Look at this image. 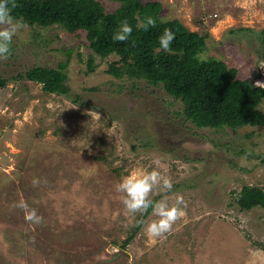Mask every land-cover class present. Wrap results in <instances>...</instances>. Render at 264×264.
Wrapping results in <instances>:
<instances>
[{
	"label": "rangeland",
	"instance_id": "374dc122",
	"mask_svg": "<svg viewBox=\"0 0 264 264\" xmlns=\"http://www.w3.org/2000/svg\"><path fill=\"white\" fill-rule=\"evenodd\" d=\"M159 1L163 20L177 18L201 32L199 20H210L206 57L264 86L260 43L230 33L263 29L264 0ZM103 3L110 12L119 6ZM88 45L85 31L26 24L10 59L0 62V76L9 80L0 88V264H264V207L243 210L235 199L243 185L264 187V126L197 128L162 87L109 75L116 55L93 56L89 72ZM70 53L72 93L91 105L14 78L36 65L54 68ZM155 160L171 178L169 202L182 196L186 215L166 237L150 240L143 226L124 247L142 215L126 212L115 186L135 168L151 171ZM33 178L42 183L34 187ZM21 200L43 223L25 220L14 207Z\"/></svg>",
	"mask_w": 264,
	"mask_h": 264
},
{
	"label": "trees",
	"instance_id": "16d2710c",
	"mask_svg": "<svg viewBox=\"0 0 264 264\" xmlns=\"http://www.w3.org/2000/svg\"><path fill=\"white\" fill-rule=\"evenodd\" d=\"M103 1L107 0H15L17 7L12 14L34 27L60 26L70 34L85 31L92 51L88 61L89 72L96 67L93 56L104 59L116 55L118 59L106 70L109 75L135 81V84L146 82L162 87L175 101L182 103L181 114L197 128L237 131L248 125L264 126V111L261 110L264 86L239 78L237 68L229 67L222 59L206 57L208 41L211 40L206 22L210 20L205 17L206 22L199 20L205 31H193L177 18L163 20V4L159 0H110L119 3L112 12L105 9ZM147 16L156 19V27L148 31L137 28V23ZM125 19L133 28L132 35L124 43L115 42L113 34ZM165 28L176 34L171 45L175 54L156 51L158 37ZM230 33H238L248 39L254 35L260 49L264 50V28L241 27L231 29ZM78 57L81 61V54ZM71 60L70 53L54 68L36 65L14 78L41 84L43 92L68 97L79 106L91 105L84 97L72 93L66 72ZM8 82L0 76V88L6 87ZM245 153L241 151V154ZM258 158L264 163V152ZM235 199L243 210L264 207V187L243 185ZM150 214L151 209L142 215L122 246L126 247L133 241Z\"/></svg>",
	"mask_w": 264,
	"mask_h": 264
},
{
	"label": "clouds",
	"instance_id": "9594fccd",
	"mask_svg": "<svg viewBox=\"0 0 264 264\" xmlns=\"http://www.w3.org/2000/svg\"><path fill=\"white\" fill-rule=\"evenodd\" d=\"M17 7L15 0H0V62L10 59L13 38L26 27L22 18L15 17L12 13ZM148 31L156 27V19L152 16L145 17L136 25ZM133 28L127 19L121 21L118 30L114 32L112 39L118 43L128 41L132 35ZM176 39V34L170 28H165L158 37L159 47L156 51L175 54L171 47ZM203 59V56L199 57ZM100 118L97 112L88 113ZM156 167L151 171L145 168H135L116 184L115 188L121 194L122 204L128 214L135 217L137 214L144 215L151 209V219L148 222H142L144 232L148 239L157 240L166 237L173 226L186 215L187 204L180 195L175 196L173 203L169 202L166 195L171 192L173 184L171 178L167 176L162 169L165 166L159 160L153 161ZM42 183L40 178H33L32 184L38 187ZM154 192L165 193L162 199L153 200ZM21 209L25 214V220L35 225L43 223V217L38 214L35 208H31L24 200L14 205Z\"/></svg>",
	"mask_w": 264,
	"mask_h": 264
},
{
	"label": "built area",
	"instance_id": "2783aa9c",
	"mask_svg": "<svg viewBox=\"0 0 264 264\" xmlns=\"http://www.w3.org/2000/svg\"><path fill=\"white\" fill-rule=\"evenodd\" d=\"M216 15H214V17H215Z\"/></svg>",
	"mask_w": 264,
	"mask_h": 264
}]
</instances>
